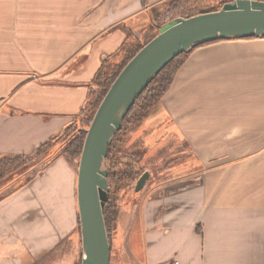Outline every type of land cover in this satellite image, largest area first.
<instances>
[{
  "label": "crops",
  "instance_id": "obj_1",
  "mask_svg": "<svg viewBox=\"0 0 264 264\" xmlns=\"http://www.w3.org/2000/svg\"><path fill=\"white\" fill-rule=\"evenodd\" d=\"M159 3L0 0V157L29 156L79 125L96 75L123 59L124 27L149 26ZM156 112L159 146L186 153L184 174L121 213L111 264H264V39L195 50ZM75 202L65 163L1 199L0 264L56 250Z\"/></svg>",
  "mask_w": 264,
  "mask_h": 264
},
{
  "label": "water",
  "instance_id": "obj_2",
  "mask_svg": "<svg viewBox=\"0 0 264 264\" xmlns=\"http://www.w3.org/2000/svg\"><path fill=\"white\" fill-rule=\"evenodd\" d=\"M248 39H264V2L235 0L216 12L166 22L123 69L87 130L80 156L77 203L82 264H111V244L104 218L110 192L107 158L136 100L180 55L209 43ZM149 178L150 172L140 177L136 193L144 189Z\"/></svg>",
  "mask_w": 264,
  "mask_h": 264
},
{
  "label": "rangeland",
  "instance_id": "obj_3",
  "mask_svg": "<svg viewBox=\"0 0 264 264\" xmlns=\"http://www.w3.org/2000/svg\"><path fill=\"white\" fill-rule=\"evenodd\" d=\"M233 1L235 0H214L213 2H215V6L218 5L223 7V4ZM175 2L176 0H160V3L157 5L163 7L162 9H164L165 12H169V20H171L173 14L176 13V11L174 13H172V11L170 12V10L176 6L174 4ZM183 10L184 8L180 9L176 14L181 13ZM186 10H190V6H188ZM147 28L148 26L145 27V25L140 26L136 33H132L133 38L131 39H141ZM98 94L99 93L97 90L91 103L95 102ZM90 108L91 107L88 108L87 112L82 117V121L89 114ZM156 109L157 108L147 115L145 119L138 121L132 126L130 135L125 140V144L117 148L111 155V160H115L116 162L122 164H131L133 166L132 172L135 180L129 183H109L110 192L108 201L110 202L111 206H113L119 213V218L124 210H131L133 212L137 210L141 201L140 199L143 195L142 192L145 188L149 189L150 187L162 181L176 178V175L178 174H184L183 171L179 172L176 170V168L179 163L184 164L186 162V153L184 151L170 153L171 149L169 150V147H166L164 150L163 146H159L161 143L159 134L166 128V123H161V121L158 120V112H156ZM82 121L79 123V125L70 128L64 133V135L56 138L50 147L44 151L21 158L18 168L13 170L11 173L6 174L4 179L0 180L1 200L2 198L8 196L12 191L20 190L19 188L22 185L24 187L29 186L34 179L45 173L54 163H65L67 167L74 173L76 202L74 209L75 220L72 225L73 228L71 232L69 231V236L56 250L35 264H80L82 260L80 220L77 210V180L80 158L72 159L66 153L70 143L77 137L78 132L82 129ZM87 130L88 129H86V131ZM120 168L123 167L120 166ZM145 172H150V178L147 181L144 189L141 192L136 193V184ZM65 192L66 187L63 184L61 186L60 195L64 201L66 200ZM115 236L116 233L113 235V240Z\"/></svg>",
  "mask_w": 264,
  "mask_h": 264
},
{
  "label": "trees",
  "instance_id": "obj_4",
  "mask_svg": "<svg viewBox=\"0 0 264 264\" xmlns=\"http://www.w3.org/2000/svg\"><path fill=\"white\" fill-rule=\"evenodd\" d=\"M213 1L214 0H182V1L176 0V2L174 3L176 6L172 10H170V12L172 11V13H174L176 11L177 13L180 9L183 8L184 10L179 14L174 13L173 16L171 17V20L176 18H190L196 15L216 12L220 10L222 7L218 5L215 6L214 5L215 2ZM256 1L264 2V0H256ZM188 6H190V10H186ZM222 6H224V4ZM162 8L163 7L160 6H155L154 8H152L151 24L145 30L141 39L132 40L131 38H133L132 35L133 32L130 29L124 27L128 36L121 50L123 59L120 63L113 64L110 66L108 64H105L103 68L96 75L93 85L94 87H96V90H98L99 93L98 97L95 100V102L90 104L91 107L90 112L82 121V129L78 132L77 137L70 143L69 147L66 150L67 155H69V157H71L72 159L80 158L83 151L85 139L87 136L86 129L90 127L94 119V116L99 106L101 105L103 99L107 95L110 87L116 81V79L121 74L123 69L127 66V64L135 57V55L158 35L161 27L166 22L170 21L168 18L169 12L168 11L165 12L164 9ZM218 42H224V41H218ZM218 42L209 43L199 48L211 44H215ZM199 48H196L195 50ZM195 50H193L188 54L180 55L174 61H172L168 66H166L160 72V74L154 78L152 83L143 92V94L136 100L134 106L132 107V109L130 110L129 114L127 115V117L123 122L122 129L117 133L110 147L109 155L107 158V165L109 171L108 183L111 182L129 183L131 181H135L132 172L133 166L131 164H122L116 162L115 160H111L110 159L111 155L117 148L125 144V140L130 135L132 126L136 124L138 121L145 119L147 115H149L155 108L159 106L164 96L170 90L176 74ZM55 140L56 139L41 146L33 154L44 151L45 149L50 147V145ZM24 157L27 156L0 157V180H3L6 174L11 173L13 170H16L21 162V158ZM120 166H122L123 168H120ZM22 187L24 186L22 185L19 189H21ZM16 191H12L10 194L15 193ZM104 218L106 222L110 244L112 245L113 235L117 231V222L119 220V213L113 206H111L109 201L107 202L104 208ZM80 264H82V260Z\"/></svg>",
  "mask_w": 264,
  "mask_h": 264
}]
</instances>
